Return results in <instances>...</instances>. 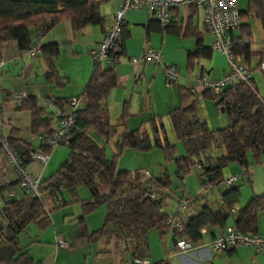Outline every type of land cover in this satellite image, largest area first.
Segmentation results:
<instances>
[{
  "label": "trees",
  "instance_id": "obj_1",
  "mask_svg": "<svg viewBox=\"0 0 264 264\" xmlns=\"http://www.w3.org/2000/svg\"><path fill=\"white\" fill-rule=\"evenodd\" d=\"M247 10L255 12L264 29L261 0H249ZM239 14L240 25L231 36L232 39L248 42L233 49L246 63L250 42L239 35L242 26ZM61 21H68L73 32L92 24L102 25L103 22L95 0H0V41H15L23 51L39 31L44 35ZM197 43H200L199 39ZM60 54L61 47L52 43L41 45L38 56L44 66L46 84L56 88L66 83L54 65V60ZM195 54L188 55L189 62ZM101 62H93L90 76L78 97L80 105L76 110L75 127L61 145L67 149L66 159L50 176L40 179L38 198L24 193L22 198L4 201L0 211V264H40L19 244V235L29 224L38 232L44 231L51 224L50 212L71 204L80 205L79 219L104 206L99 229L87 237L88 243L96 244L95 264H126L133 257L146 258L147 234L155 230L163 236L168 231V214L162 208L166 202L164 190H169V178L163 171L153 180L144 178L147 172L143 173L140 169L118 170L116 161L124 150L148 152L159 148L163 161L173 162L175 175L180 180L198 168L202 182L207 180L214 185L208 196L183 197L187 200V208L179 220L192 244L201 240L202 227L223 228L226 219L232 215L231 208L240 197L238 182L228 188L222 186L225 178L222 170L228 164L236 163L243 169L242 173H246L248 156L252 162L261 163L264 155V100L259 97L252 78L250 87L236 83L220 95L211 94L216 105L230 119V123L223 128H208L205 121L197 117V101L182 106L189 95L180 92L178 106L169 110L167 116L183 154L175 155V142L163 137L150 138L145 131L135 129L122 132L119 138L111 142L113 153L107 158L104 145L89 134L93 132L99 135L107 144L116 134V128L124 124L126 107H122L120 121L111 124L107 98L115 86V73L113 67L103 66ZM53 104L61 107L59 100ZM21 107L30 112L32 135H49L56 127L57 123L51 115L60 109L56 108L49 114L45 108H39L32 97L24 98ZM152 125L155 127L151 119ZM7 139L23 164L31 159L35 150L50 153L49 149L15 138L10 133ZM216 150H219V154H216ZM207 174L210 175L209 179L206 178ZM81 187L87 192L85 198L79 195ZM219 187L225 190L219 193ZM152 191H155V198L148 196ZM210 194H217L220 198L217 209L208 202ZM259 216L264 217V193L252 197L236 213L234 224L243 232H254Z\"/></svg>",
  "mask_w": 264,
  "mask_h": 264
},
{
  "label": "crops",
  "instance_id": "obj_2",
  "mask_svg": "<svg viewBox=\"0 0 264 264\" xmlns=\"http://www.w3.org/2000/svg\"><path fill=\"white\" fill-rule=\"evenodd\" d=\"M32 1L50 2L53 0ZM95 1L98 2L99 15L103 20L102 25L92 24L78 32H73L68 21H61L41 39L42 45L55 43L61 47V54L54 60L58 74L66 80L65 85L60 88L46 84L43 74L44 66L38 58L39 54L31 58L18 47L15 41H0L3 132L6 136L10 133L15 138L38 146L35 135L30 133V112L21 107L22 103L18 104L12 100L13 92L23 91L24 98H34L36 105L39 108H45L49 114L56 108L68 112L67 100L81 95L93 65L91 54L102 38L105 28L110 24L118 4L117 0ZM248 2L249 0H237V7L242 18L239 35L250 42L249 58L246 63L252 71L251 63L256 60L254 57H258L255 70H259V62L264 59V29L255 12L247 10ZM261 6L264 12V0H261ZM123 20L121 52L118 55V62L113 66L115 86L107 98V106L111 124L120 121L119 116L124 105L126 115L124 124L116 128L117 131L113 138H119L124 131L138 129L145 131L150 138L161 139L163 137L169 141L168 137L173 133L167 113L178 106L180 92L189 95L188 100L182 106L189 105L193 100L197 101V117L205 121L208 128H223L230 123L229 117L216 105L211 93L202 85V79L218 80L225 70L226 63L222 54L207 48L211 37L202 30V11L199 7L185 6L173 9L171 25L165 33H161L160 25L143 10L125 11ZM197 39L200 43H197ZM144 41H148L152 48L158 49L162 59L178 70L180 78L176 85L166 83L160 66L148 65L138 60ZM189 54H195L190 62L188 61ZM101 63L107 66L105 61ZM251 78L257 90L252 74ZM261 99L264 100L262 97ZM57 100L61 102V107L53 104ZM47 101L52 102L51 106H46ZM151 119L155 127L150 126ZM99 143L104 145L103 141ZM66 156L67 149L58 146L50 151L43 167L32 159L24 166L30 175L43 180L63 163ZM10 168L11 166L9 167L5 160L0 158V180L2 177H8L13 198H22L24 192L9 175ZM195 169L198 171L199 179L192 183L193 193L185 192L182 196L175 198L174 204L165 211L168 215L175 212L179 199L195 195V190L197 191L202 182L200 170ZM118 170H127V168ZM241 171L243 169L238 164H229L222 170V176L240 174ZM246 173L247 178L243 179L242 173L239 183L236 184L240 197L231 208L232 215L226 219L223 228L202 227L200 229L201 240L194 244V249L184 253L177 252L175 237L169 228L163 236L151 230L146 237V258L149 263L264 264V249L256 252L248 246H236L224 250L219 255H214L206 246L226 226H235L236 213L252 197L264 193V155L261 157L260 164L252 162L249 157ZM217 190L222 193L225 188L219 187ZM5 191L6 188L0 182V211L4 201L7 200ZM169 191L166 189L163 194L167 196L171 193ZM79 195L85 198L87 192L80 189ZM208 202L214 209H217L220 205V198L217 194H210ZM61 208L63 209L55 213L57 215L50 213L51 224L44 231L39 232V235L34 234V238L28 241H24L23 237H18L19 244L40 264H95L96 244L88 243L87 237L99 229L104 207H98L82 219H79L80 205L71 204ZM254 232H264L263 216L258 217L257 229ZM57 235L68 243L66 249H56L54 246V237Z\"/></svg>",
  "mask_w": 264,
  "mask_h": 264
},
{
  "label": "built area",
  "instance_id": "obj_3",
  "mask_svg": "<svg viewBox=\"0 0 264 264\" xmlns=\"http://www.w3.org/2000/svg\"><path fill=\"white\" fill-rule=\"evenodd\" d=\"M118 4L114 10L110 24L105 28L102 38L96 49L91 54L93 62L105 61L108 66L113 67L118 62V55L121 52V33L123 30V15L128 10H143L152 19L160 25L161 33H165L171 25L172 10L185 6L199 7L202 11L203 31L211 37L207 43L210 51L218 52L225 58L226 67L218 80L207 81L202 79V85L212 94L220 95L227 87L244 83L250 87L251 73L250 69L243 60V57L234 53L235 47H241L248 44L245 40L232 39L231 33L236 31L240 25V14L237 7V0H117ZM43 34L39 31L34 37L29 47L24 51L29 57L33 58L40 52ZM148 65L160 66L165 77L166 83L176 85L179 81L178 70L170 63L162 59L161 52L150 46L148 41H144L138 58ZM1 66V60H0ZM259 70L264 72V59L259 62ZM25 95L23 91H15L11 98L14 102L21 104ZM80 99L72 97L68 101V112L55 110L51 118L57 123L49 135L38 134L35 136L38 146L52 151L54 148L65 143V139L75 127L76 110L79 107ZM47 101L46 106H51ZM264 105V101H262ZM3 101L1 98V80H0V158L4 159L10 167L9 175L13 178L17 186L24 193L31 197L38 198V185L40 177H33L25 169L24 164L18 155L10 146L7 136L3 132ZM48 153L35 150L31 154V159L35 160L41 167L47 161ZM245 173V171L243 172ZM240 180V175L235 174L223 178L222 186H234ZM8 177H2L0 180L6 188L5 196L8 199L13 198L12 187ZM214 188V185L207 181L199 185L196 195L208 196V192ZM150 198H155V191L148 194ZM187 208V200L181 199L175 212L168 215L167 223L170 232L175 237V248L177 252L184 253L194 249L192 244L184 234V229L179 217L182 216ZM54 246L56 249L64 250L68 243L59 235L54 237ZM209 251L214 255H219L224 250L236 246H248L256 252L264 249V232H243L236 226H226L211 241L206 244ZM128 264H150L144 257H133Z\"/></svg>",
  "mask_w": 264,
  "mask_h": 264
},
{
  "label": "rangeland",
  "instance_id": "obj_4",
  "mask_svg": "<svg viewBox=\"0 0 264 264\" xmlns=\"http://www.w3.org/2000/svg\"><path fill=\"white\" fill-rule=\"evenodd\" d=\"M254 59L256 60H253L251 63L253 70L250 71V73L255 78V84L257 87L259 97L264 98V73H262L261 70L254 69L258 57L256 56L254 57ZM89 135L91 138H93L97 142L103 141L99 135L93 132L90 133ZM168 138H169V141L175 142L176 144L175 155L183 154V149L181 145L175 140L173 134H170ZM113 140H115V138H113L107 144H104L105 145L104 152L107 158H110L113 153V149L111 146V142ZM216 154H219V150H216ZM230 164L235 165V163H230ZM116 168L117 169L127 168V170H130V171H133L135 169H140L143 173L145 171L147 172L146 175L144 174L145 175L144 178H151L153 180L159 177L161 175V172L163 171L169 178V181H170V184H169L170 191L169 192H171L169 195L166 196V200H165L166 202L162 208L163 211H167L168 207L170 208L174 204L175 198L182 196V194H184L185 192L193 193L194 187H192L193 186L192 183H194V181L199 179L198 171L196 169H193L189 175L183 178V180H180L174 174L175 167H174L173 162H164L159 148H153L151 151H148V152H140V151H135V150H124V152L118 157L116 161ZM232 175H235V174H232ZM242 175H243V179L247 178V173H243ZM228 176H231V175H228ZM80 189H84V188L81 187ZM196 192L197 191L195 190L194 192L195 195H196ZM62 209L63 208H58L56 210H53L50 213L55 214L56 212ZM34 234L39 235V232L33 225L29 224L25 228L24 232L20 234L19 237L21 238L23 237L24 241L26 240L28 241L34 238Z\"/></svg>",
  "mask_w": 264,
  "mask_h": 264
},
{
  "label": "water",
  "instance_id": "obj_5",
  "mask_svg": "<svg viewBox=\"0 0 264 264\" xmlns=\"http://www.w3.org/2000/svg\"><path fill=\"white\" fill-rule=\"evenodd\" d=\"M206 178H207V179H209V178H210V175H209V174H207V175H206Z\"/></svg>",
  "mask_w": 264,
  "mask_h": 264
}]
</instances>
